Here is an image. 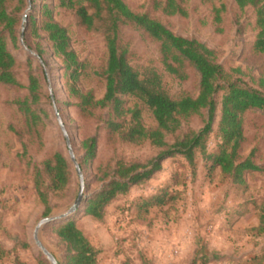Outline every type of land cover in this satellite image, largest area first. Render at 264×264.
<instances>
[{"label": "rangeland", "instance_id": "374dc122", "mask_svg": "<svg viewBox=\"0 0 264 264\" xmlns=\"http://www.w3.org/2000/svg\"><path fill=\"white\" fill-rule=\"evenodd\" d=\"M46 1L51 4L54 20L67 29L71 47L84 64L78 87L91 92L94 98H101L105 92L102 71L107 60L106 15L87 28L74 10L58 6L56 0ZM124 1L133 11L158 19L175 34L203 42L214 50L216 61L230 71L233 79L263 90L260 81H264V55L252 49L256 35L252 7L240 10L234 0H183L187 15L170 16L155 8L153 0ZM222 3L225 8L216 23L215 8ZM40 5L41 0L6 1L7 9L17 20L15 43L5 32L7 47L16 60L15 72L21 83L27 84L29 70L40 81L41 98L36 107L40 109L42 122L30 128L18 109L16 100L28 94L26 88L0 83V245L7 250L0 264H51L36 236L58 264H63L64 247L53 228L67 219L75 220L100 249L96 264H264V231L258 230L264 211V173L248 172L246 185L236 186L218 167L208 171L200 153L196 154L193 167L179 154L162 160L161 169L150 178L117 195L107 205L103 219L98 221L84 213L85 199L110 179L104 175L113 173L117 160L147 164L163 148L149 141L124 142L117 134L109 133L108 108H93L90 113L79 110L78 99L68 93L61 59L51 53L42 35L36 38L30 34L29 19L32 16L39 20ZM38 42L44 50L42 58L38 56ZM118 44L126 50L134 68L155 69L170 96L198 93L197 71L183 63L180 75L184 78L169 73L161 61L160 43L142 29L130 23L121 25ZM221 95L219 92L212 132L205 143L208 152L215 151L219 142ZM125 99L128 106L137 104L141 109L146 127L156 126L145 105L133 97ZM206 116V110H202L183 120L175 133L167 134V142L172 143L189 130H198ZM243 129L241 155L245 157L254 149L255 162L264 165V115L258 110L246 111ZM91 135H97L98 139L96 156L85 163L81 140ZM70 149L82 167L85 197L68 218L47 223L36 234V225L42 218L69 211L77 197L79 176ZM56 151L67 158L71 176L64 190L49 193L51 211L44 215L45 207L34 188V169ZM165 188L170 196L164 204L141 205L143 199ZM15 236L27 246L15 245Z\"/></svg>", "mask_w": 264, "mask_h": 264}, {"label": "trees", "instance_id": "16d2710c", "mask_svg": "<svg viewBox=\"0 0 264 264\" xmlns=\"http://www.w3.org/2000/svg\"><path fill=\"white\" fill-rule=\"evenodd\" d=\"M6 1L0 0V83L27 89L28 94L22 99H17L16 104L23 113L26 124L30 128H35L42 122L40 109L36 107L41 98L40 81L31 70L27 73L26 85L21 83L16 75V60L7 47L5 32L15 43L17 20L14 13L7 9ZM234 2L240 10L247 6L254 9L256 35L252 49L264 55V0ZM56 4L74 10L80 23L87 28L92 27L94 21L102 19L104 15L109 23L105 31L107 60L102 71L105 92L101 98H94L91 92H83L78 87L84 64L71 47L67 29L54 20L51 4L41 0L39 20L32 16L29 19L31 36L38 38L42 35L51 53L61 59L68 93L78 99L79 110L90 113L93 108H108L106 128L109 133L117 134L124 142L139 144L149 141L152 145L163 148L147 164L117 160L113 173L104 175L110 179L85 199L86 215L98 221L103 219L107 205L117 195L128 192L133 185L150 178L154 172L161 169L162 160L175 154L182 155L193 167L196 154L200 153L208 171L218 167L221 174L230 177L236 186L246 185L245 174L248 172L264 173V165L255 162L254 149L245 157L241 155V147L245 140L244 113L258 110L264 115L263 80L260 81L263 90H260L242 83L240 79H233L230 71L216 61L213 49L197 39L175 34L161 21L147 13L133 11L124 0H56ZM153 4L166 15H187L183 0H153ZM224 8L223 3L219 8H215L216 23L220 22V12ZM127 23L142 29L160 43L161 61L169 73L184 78L180 75L183 63H188L197 71L199 90L195 96L186 94L174 98L162 86L161 76L155 69L146 67L138 70L129 63L126 50L118 44L119 28ZM37 44L38 56L42 58L44 52L42 44L39 42ZM219 92H222L217 123L219 142L215 151L208 152L205 143L212 132ZM125 97H133L145 105L151 111L156 126L146 127L142 122L141 109L137 104L128 106ZM202 110H206L207 116L201 128L177 136L172 143L167 142V134L175 133L183 120ZM97 140V135L87 136L81 140L83 162L89 163L95 158ZM79 165L82 168L80 163ZM70 176V165L60 151L45 159L41 167H35L34 188L45 207L44 215L51 211L49 193L64 190ZM169 196L165 188L157 195L143 199L141 205H162L168 201ZM258 230L264 231V211L259 218ZM53 232L64 247L63 264H96L100 249L91 243L75 220L67 219L58 223L54 226ZM13 240L19 247L27 246L25 241L19 240L16 236ZM6 253L7 250L0 245V259Z\"/></svg>", "mask_w": 264, "mask_h": 264}, {"label": "water", "instance_id": "95a60500", "mask_svg": "<svg viewBox=\"0 0 264 264\" xmlns=\"http://www.w3.org/2000/svg\"><path fill=\"white\" fill-rule=\"evenodd\" d=\"M57 116H58V120H59V123H60V125H61V127H62V131H63V133L67 136V132H66V130H65V128H64V125H63V123H62V120H61V118L59 117V114L57 113ZM69 147L71 148V144H70V142H69ZM70 155H71V157H72V159H73V162H74V165H75V168H76V171H77V174H78V176H79V183H80V185H79V190H78V194H77V197H76V199L74 200V202H73V205H72V208L69 210V211H67V212H65V213H63V214H60V215H56V216H47V217H44V218H42L39 222H38V224L36 225V228H35V233L37 234V232L39 231V228L41 227V226H43V225H45V224H47V223H50V222H54V221H59V220H63V219H65V218H68L79 206H80V204L82 203V201H83V199H84V177H83V173H82V170H81V168H80V165H79V163H78V161L77 160H75L74 159V154H73V151H72V149H70ZM36 234H35V236H36ZM36 242H37V244H38V246L41 248V250H42V253L46 256V258L49 260V262L51 263V264H58V262H57V260H56V258L53 256V254L50 252V251H48L47 249H46V247H44V245L41 243V241L37 238V236H36Z\"/></svg>", "mask_w": 264, "mask_h": 264}]
</instances>
